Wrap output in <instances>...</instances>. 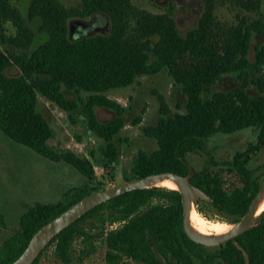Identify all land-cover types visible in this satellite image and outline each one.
Instances as JSON below:
<instances>
[{
	"label": "trees",
	"instance_id": "1",
	"mask_svg": "<svg viewBox=\"0 0 264 264\" xmlns=\"http://www.w3.org/2000/svg\"><path fill=\"white\" fill-rule=\"evenodd\" d=\"M15 1L0 0V42L13 47L0 46V130L5 136L53 162L64 161L88 180L96 181L90 159L70 149L51 147L54 132L38 110V94L68 113L81 103L89 129L106 142L101 153L103 167L109 169L119 158L114 138L125 125V108L103 93L130 86L139 77L166 72L181 87L186 102L178 106L183 111L173 113L165 97L159 95L160 118L156 125L144 129L147 137L156 140L158 148L136 155L132 178L167 171L187 175L189 169L184 160L188 161V154H207L208 166L239 174L244 185L227 191L220 172L213 173L209 167L198 170L191 182L213 201L199 199L196 203L205 202L218 214L227 216L228 221H238L264 185L256 178L258 169H252L250 159H244L264 137V47L256 48L254 59L250 57L254 34H264L263 0H201L203 11L196 25L184 34L177 26L175 0H167L161 13L141 8L133 0H80L76 6H65L60 0H31L27 16ZM222 1L236 7V21L218 16ZM98 16L109 21L108 32L71 39V19ZM31 20L37 21L38 30ZM8 23L15 29L14 34L7 32ZM40 33L46 36L38 38ZM15 66L20 74L9 76L7 70ZM226 75L235 76L237 85L215 91ZM251 87L258 91L257 95L250 94ZM64 88L85 91L90 96L76 101L68 98ZM97 107L114 110L115 117L101 121ZM248 129L257 132L255 142L244 151L235 152L233 161L215 160L208 149L213 138ZM260 169L264 171V167ZM97 183L95 191L104 189L102 182ZM93 191L89 185L75 187L55 204L28 208L20 217L19 230L1 241L0 264L16 260L40 227ZM102 211L109 212L108 219L97 223ZM182 220L178 191L154 187L127 192L97 206L64 229L34 264L52 245L63 263H72L78 238L84 245L82 253L94 252L95 241L101 240L107 247V264H129L122 263L124 259L164 264L158 252L166 257L167 264L191 262L184 243L192 242L183 231ZM106 221L119 226L106 230ZM0 222L3 225L1 215ZM235 241L249 254V264H264V212L257 224ZM228 245L240 258H233L234 264H245L242 251L233 242ZM199 256L204 259L203 253Z\"/></svg>",
	"mask_w": 264,
	"mask_h": 264
},
{
	"label": "rangeland",
	"instance_id": "2",
	"mask_svg": "<svg viewBox=\"0 0 264 264\" xmlns=\"http://www.w3.org/2000/svg\"><path fill=\"white\" fill-rule=\"evenodd\" d=\"M31 0H16L14 4L19 6L25 16L28 15V7ZM65 6H76L80 0H60ZM141 8H145L154 13L164 12L167 0H133ZM175 18L178 29L181 33H186L188 29L195 26L198 18L203 11L201 0H175ZM217 14L221 19L236 21L237 9L227 1L219 3ZM261 17L264 19V0L261 7ZM27 21H29L26 18ZM80 20L71 19L70 22ZM86 29L82 35H75L73 32L71 39H77L85 35H95L106 33L110 29L109 21L103 16L97 18L84 19ZM37 21H32L33 27ZM82 29L80 25H77ZM100 26L104 29H95ZM7 32L14 34L15 29L10 23L7 24ZM41 34V33H40ZM39 34V35H40ZM41 34L38 38H44ZM3 49L12 46L4 45L0 42ZM264 47V34H254L250 57L254 59L256 48ZM9 76L20 74L18 67H11L7 70ZM237 81L235 76L226 75L215 86L214 90H227L235 87ZM70 99L86 100L90 93L85 91L66 90ZM250 94L257 95L258 91L250 88ZM103 95L116 101L125 108V125L114 138V142L119 149V158L109 169L103 167V155L101 148L106 142L98 137L88 127L87 116L83 112V107H79L68 113L61 109L57 104L48 100L40 93L38 94V110L47 118L53 129L54 136L50 140V145L56 150L70 149L81 157L92 161L96 174V181L88 180L73 166L64 161L53 162L34 150L19 144L3 134L0 130V215L3 218V225L0 224V244L8 235L19 230L20 217L26 210L36 204L48 205L55 204L63 199L64 194L75 187L89 185L92 190L99 186L98 181L103 183V188H108L132 178V165L134 158L140 151L148 153L154 152L158 146L156 140L145 135L144 129L156 125L160 118L159 95L165 97L173 113L180 112L178 106L185 104L186 96L181 87L174 84L173 79L166 72L139 77L132 85L109 90ZM98 117L106 122L115 117L112 109L97 107ZM257 140V132L248 129L229 136H218L213 138L208 144V149L219 162L232 161L234 153L244 151L251 142ZM188 159L192 166L198 170L204 169L210 161V157L189 153ZM252 169L257 170L256 178L261 183L264 182V173L260 167H264V148L257 155L252 157L250 162ZM213 173L220 172L224 180V188L232 191L244 185L243 179L234 172L221 171L217 166L212 165L209 169ZM169 189V188H166ZM171 190V189H169ZM201 208L205 214L198 211ZM194 209L203 217L211 222H220L225 225L231 224L227 216H222L205 202L194 204ZM109 212L102 211L99 219L107 220ZM118 223L113 225L106 221V230L116 228ZM82 239L78 238L74 243L73 262L70 264H107V247L101 240H96L97 249L94 252L82 253ZM213 247L208 246V249ZM55 246H50L40 258L38 264H65L54 252ZM129 264H136L127 260Z\"/></svg>",
	"mask_w": 264,
	"mask_h": 264
},
{
	"label": "water",
	"instance_id": "3",
	"mask_svg": "<svg viewBox=\"0 0 264 264\" xmlns=\"http://www.w3.org/2000/svg\"><path fill=\"white\" fill-rule=\"evenodd\" d=\"M77 25L85 26L83 20H77L72 22ZM72 23H69V36L72 35ZM73 24V25H74ZM264 148V137L260 144L249 152L245 158H251L261 152ZM188 166L189 172L187 175H181L176 172H159L153 173L137 178L126 180L117 185L104 188L101 190L93 191L78 201L71 204L67 209L50 220L48 223L40 227L31 237L26 248L21 255L9 264H34L46 247L52 242V240L59 235L64 229L71 224L78 221L81 217L87 214L97 206L108 202L112 198L123 195L127 192L149 189L154 187L169 188L165 183H172L175 188H169L176 190L181 195V202L183 208V220L182 226L186 236L192 241L205 245L216 246L226 243L230 240L236 239L238 236L251 230L256 224L259 217L263 214H258L259 206L264 199V185L256 192L252 200L250 201L246 212L236 222L231 223L233 227L225 233L220 234H201L195 232L190 226V213L194 208V204L199 200L212 201V198L201 188L195 186L191 179L197 173L195 167L189 162L185 161ZM249 264V258H248Z\"/></svg>",
	"mask_w": 264,
	"mask_h": 264
},
{
	"label": "flooded vegetation",
	"instance_id": "4",
	"mask_svg": "<svg viewBox=\"0 0 264 264\" xmlns=\"http://www.w3.org/2000/svg\"><path fill=\"white\" fill-rule=\"evenodd\" d=\"M80 20H82V19H80ZM73 24L74 23H72V28L71 29L75 33V35H82L85 31H87L86 29H83V27H84L83 25H80L79 24L82 27V29H80V27L77 26V24H78L77 22H76V24H74V25ZM95 29H104V28L103 27H100V26H97V27H95ZM247 154H245V156ZM199 155H201V154H199ZM234 158H235V153H234V156H233L232 161L234 160ZM247 159H250V162H251L252 157L251 158H247ZM187 162H189L191 164V162L189 161V159H188ZM208 165L209 164H207V166L205 168H208L209 167V169H210V167H212V166H208ZM196 171H198V169H196ZM263 173H264V171H263ZM237 175H239V174H237ZM194 176H193V178H194ZM262 183H264V182H262ZM205 201H208V200H205ZM212 201H213V199H212ZM212 201H208V202H212ZM0 224L2 225V222H0ZM189 240L192 243H189V242L184 243L185 244V252H186V254H188V255H190L192 257V261L191 262H187V263L184 262V261H179V262H176V263H173V264H184V263L185 264H234L233 258L235 259V261L240 260V258H239V255L236 253V251L233 249V246L232 245H228L227 246V243L228 242H233V244L236 245V247L242 251L243 256L245 258V264H248L249 254L244 250V248L242 247L241 244H239L238 242L235 241L236 239L230 240V241H228L226 243H223L221 245L210 246V247H213L212 249H208V246H205V245L196 243V242L192 241L191 239H189ZM200 253H203V255H204L203 256L204 259H202V260L200 259V256H199ZM156 254L164 262V264H167L166 257H164L159 252L156 253ZM261 258L263 260V258H264V252L261 253ZM127 260L133 261L136 264H145L142 261H136V260H133V259H127ZM122 263H127L126 259H124V261ZM119 264H121V263H119ZM235 264H238V262H236Z\"/></svg>",
	"mask_w": 264,
	"mask_h": 264
},
{
	"label": "bare ground",
	"instance_id": "5",
	"mask_svg": "<svg viewBox=\"0 0 264 264\" xmlns=\"http://www.w3.org/2000/svg\"><path fill=\"white\" fill-rule=\"evenodd\" d=\"M164 185H166L169 188H175V186L172 183H165ZM263 211H264V199L262 200L257 213L261 214ZM190 226L193 231L201 234L225 233L233 227V225L231 224L225 225L224 223H220V222H211L207 220L205 217H203L194 208L191 210L190 213Z\"/></svg>",
	"mask_w": 264,
	"mask_h": 264
}]
</instances>
